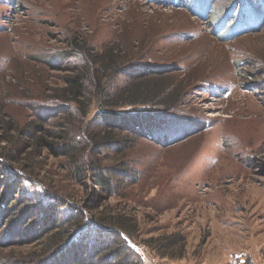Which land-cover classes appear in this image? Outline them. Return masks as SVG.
<instances>
[{"label":"rangeland","instance_id":"374dc122","mask_svg":"<svg viewBox=\"0 0 264 264\" xmlns=\"http://www.w3.org/2000/svg\"><path fill=\"white\" fill-rule=\"evenodd\" d=\"M77 44L90 51L120 44L139 66L164 70L183 94L170 115L202 130L168 145L145 131L124 159L106 154L113 174H140L136 183L110 176L111 194L74 177L63 157L44 158L33 177L60 204L84 208L87 219L134 224L129 245L142 264H264V0H186V8L153 0H0V110L7 119L22 128L41 116L67 66L79 64L66 57ZM128 76L111 81L112 94ZM23 156L0 159V186L4 166L18 169ZM15 193L1 237L17 225L16 215L23 229L0 254L20 258L41 250L51 233L39 232V214L28 211L22 190ZM172 235L185 244L165 257L147 244Z\"/></svg>","mask_w":264,"mask_h":264},{"label":"trees","instance_id":"16d2710c","mask_svg":"<svg viewBox=\"0 0 264 264\" xmlns=\"http://www.w3.org/2000/svg\"><path fill=\"white\" fill-rule=\"evenodd\" d=\"M153 1L186 8V0ZM66 57H78L79 64L67 66L64 85L48 96L47 107L39 110L41 116L34 122L19 128L0 110L3 133L0 159L10 158L11 154L24 155L16 161L18 169L4 166L5 184L0 186V251L18 240L13 238L15 229H23L21 216L16 215L17 225L15 223L1 237L3 221L12 212V206L8 207L6 201L15 191L18 194L22 190L26 203L30 204L28 211L39 214V232L51 233L37 253L20 258L0 254V264H96V261L97 264H142L129 245L136 231L134 224L122 219L115 224H108L102 218L87 219L84 208L75 212V205L70 201L60 204V197L44 188V183L33 175L42 170L44 158L63 157L68 160L74 177L89 180L98 190L111 194L115 185L110 176L122 177L123 181L129 177L130 182L136 183L140 174L132 175L125 168L119 169L120 174H113L105 164L106 154L124 159V153L144 137L145 131L152 142L168 145L198 134L202 126L171 116L182 105V89L172 88L163 77L164 70L139 66L138 60H131L120 44L105 45L101 51H90L77 44L73 54ZM130 74L127 86L112 94L111 81ZM253 87L258 90L256 85ZM0 109L3 108L0 106ZM25 187L38 192L32 193ZM93 192H96L94 188ZM59 216L63 220L60 221ZM32 232L31 229L27 234ZM147 244L165 257L175 247H183L185 239L172 235L149 240Z\"/></svg>","mask_w":264,"mask_h":264}]
</instances>
